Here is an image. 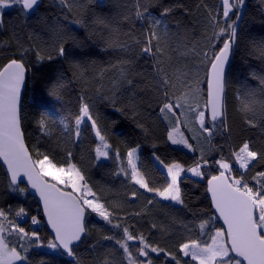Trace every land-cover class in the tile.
<instances>
[{"label":"trees","instance_id":"16d2710c","mask_svg":"<svg viewBox=\"0 0 264 264\" xmlns=\"http://www.w3.org/2000/svg\"><path fill=\"white\" fill-rule=\"evenodd\" d=\"M69 3L70 8L60 0H41L33 14L25 15L18 6H12L0 15L3 20L0 66L11 59H20L28 69L22 128L33 158L40 151L63 160L71 152L73 162L84 170L89 184L101 197L100 202L109 211L115 209L113 224L128 226L135 236L143 234L153 246L174 253L181 264H197L178 249L192 239L208 240L216 228L222 227L207 191L208 179L221 170L215 162L223 158L232 165L233 175H243L250 186L255 184L252 179L255 173L264 171V164L255 168L250 165L248 170L241 171L233 157L244 141H250L254 148H264V110L260 106L264 101V84L260 83L264 77V0H245L238 13L241 19L236 22L237 41L226 81V127H219L217 121L218 127L211 137L199 129L194 115L197 103L204 108L208 61L201 62L202 56L183 59L174 56L171 64L160 67L171 73L175 65H186L188 79L186 84L171 80L174 87L164 89L156 72L158 57L140 51L150 19L147 16L138 19L135 13L138 3L147 5L157 17L164 7H173L171 14L162 17L168 36L162 38L161 46L181 50L185 45L188 49L195 46L211 56L227 39V33L214 34L232 22L224 19L222 0H69ZM61 44L65 56L58 54ZM38 53L44 56L43 60H37ZM163 91H168L169 96L185 97V107L177 109V115L180 129L192 145L190 151L168 140L167 133L172 127L169 120L173 117L165 119L160 112ZM82 103L89 104L92 118L110 145L107 158L97 157L95 149L101 141L87 118L80 125L81 135L78 138L74 135ZM42 115L51 130L50 136L43 135L37 123ZM249 120L256 126H250ZM132 148H139L137 167L150 187L162 189L170 183L156 157L164 164L183 166L179 187L184 204L163 201L130 178L126 154ZM203 160L208 164H203ZM198 162L205 173L202 178L192 177L187 171ZM19 187L27 189L24 185ZM21 207L27 216L16 218L14 212ZM0 208L9 212V219L26 231H38L45 245L53 239L37 200L28 189L24 193L12 190L1 163ZM32 216L40 221L38 225L31 223ZM204 221L210 223L201 230ZM85 229L82 242L73 248L74 256L54 253L47 247H30V264H129L116 243L124 238L122 228H114L89 209ZM8 239L10 246L23 243L15 235ZM128 244L134 258L144 261L151 258L153 264H176L165 253H152L150 249L148 257L138 256L137 249L142 247L138 239Z\"/></svg>","mask_w":264,"mask_h":264},{"label":"snow or ice","instance_id":"6c2138e0","mask_svg":"<svg viewBox=\"0 0 264 264\" xmlns=\"http://www.w3.org/2000/svg\"><path fill=\"white\" fill-rule=\"evenodd\" d=\"M60 3L65 7H71L69 0H60ZM222 3L224 18L232 19V22L226 29L221 28L219 34H214L224 35L227 33V39L223 40L222 47L211 56L206 51H198L195 46L188 49L185 45L183 50L177 47L161 46L162 38L168 36L167 23L162 17L171 14L175 10L173 7H164L160 16L157 17L149 12L147 5L138 3L135 13L138 19L145 16L150 19L140 51L158 57L156 72L160 76V83L164 89L174 87L171 80L186 84L188 79L186 65L183 67L175 65V71L171 73L160 67L162 64H171L174 56L177 59H183L190 55L202 56L201 62L208 61L204 108L201 109L197 103L194 115L198 121L199 129L207 133L209 137L218 127L217 121H219V127H226L225 69L237 41L236 22L241 19L238 13L245 6V0H222ZM12 6H18L27 15L37 11L39 0H0V13ZM185 11L189 10L185 9ZM230 13L232 17L229 16ZM2 23V16H0V24ZM162 25L163 27H161ZM136 43H140V41L137 40ZM58 54L66 55L62 44L58 47ZM43 59L44 56L38 53L37 60ZM48 59L51 57L49 56ZM27 72L28 69L24 61L20 59H11L7 64L0 66V159L7 166L10 174V186L13 191L21 193L27 191V189L19 187V184L23 182L21 177H25L31 189L38 194L47 223L54 232V238L45 245L41 241L38 231H26L19 223H14L9 219V212L0 208V264H30L28 258L30 247H47L54 253L74 256L73 245L81 242V238L85 234L84 216L86 210L89 209L107 223L112 224L114 228H122L124 238L116 240V243L123 249L129 264H153L151 258L147 261L133 258L132 252L129 251L128 241L137 239L143 245L137 249L138 256L148 257L150 249L152 253H165L176 264H181L180 259L174 253L167 252L165 248L153 246L143 234L135 236L129 231L128 226H122L120 223L113 224L112 217L115 209L109 211L108 207L100 202L101 197L89 184L84 170L73 162L71 152H67L63 160H57L55 157L50 158L47 153L40 151H37L36 158H33L25 143V132L22 128L21 93L25 86ZM128 83L131 84L132 81L128 80ZM260 83L264 84V77L260 78ZM163 96L160 112L165 119H168L169 115L173 117L172 120H169L172 127L167 133L168 140L172 144H180L191 150L192 145L180 131V118L177 115V109L183 110L185 107V97L169 96L168 91H163ZM248 106L245 104V107ZM260 106L264 110V101L260 102ZM80 112L81 115L75 120V137L78 138L81 135L80 125L87 118L95 129V135L101 141V146H97L95 149L96 155L107 158L109 146L105 137L101 135L96 121L92 118L89 104L82 103ZM206 112L209 114L207 117ZM184 122L187 123V120ZM247 122L252 127L256 126L253 120ZM37 123L43 135H51V130L43 115ZM137 153L138 148H132L126 154L127 164L131 168L130 178L147 192L155 193L166 200L184 204L178 183L180 173L184 170L183 166L179 163L164 164L159 157H156L160 164L167 169L171 181L162 189L150 187L146 177L138 170ZM116 155L118 157L119 153ZM233 157L240 169L248 170L250 165L255 168L264 164V148H254L250 141H244L233 153ZM215 163L221 170L217 175H212L208 179L207 191L211 196L213 207L218 213V218L223 220L226 227L216 228L209 235L208 240L192 239L182 243L178 250L184 257H189L191 261H197L198 264H264V171L255 173L252 177L255 184L250 186L243 175L239 177L233 175L232 165L223 158ZM203 164H208V161L203 160ZM201 168L202 164L198 162L187 171L197 177H202L205 173L201 171ZM57 173L70 175H58ZM135 195L134 192L133 196ZM148 203H152V201L149 200ZM135 215L138 216L140 213H135ZM14 216L16 218L25 217L27 216L26 210L21 207L14 212ZM30 219L33 225L40 223L36 216H32ZM209 223L210 221L202 222L201 230L205 229ZM12 235L16 236L18 242L23 241V243L10 246L11 241L8 236ZM105 239H114V237H105Z\"/></svg>","mask_w":264,"mask_h":264},{"label":"water","instance_id":"95a60500","mask_svg":"<svg viewBox=\"0 0 264 264\" xmlns=\"http://www.w3.org/2000/svg\"><path fill=\"white\" fill-rule=\"evenodd\" d=\"M40 1H41V0H39V4H40ZM33 13H34V12H33ZM33 13H29V14H33ZM234 51H235V45L233 46L232 52H231L230 57H229L228 65L226 66V69H225V77H226V81H227V73H228V70H229V67H230V64H231L232 58H233ZM8 62H9V61H8ZM8 62H7V63H8ZM7 63H6V64H7ZM27 81H28V72L26 73L25 86H24V88L22 89V93H21V104H22L23 97H24V94H25ZM225 96H226V86H225ZM207 115H209V114L207 113ZM94 131H95V129H94ZM97 138H99V137H97ZM25 143H26V141H25ZM26 144H27V143H26ZM29 150H30V149H29ZM30 152H31V151H30ZM0 163H1V165L4 167V169L6 170V172H7V174H8V178H9V180H10V174L8 173V170H7V166H6V164L3 162L2 159H0ZM21 180H22L23 182L20 183L19 186H20V185H24V186H26L27 189L30 191L31 195L37 200L38 205H39V208L41 209L42 214H43V220H44V223H45L46 227L48 228L49 232L52 234V236H53V238H54V232H53V230L51 229L50 225L47 223V218H46V216H45L44 213H43V210H42V203H41V201H40V199H39L38 194L35 192V190H32V189H31V186L28 184L27 179H26L25 177H21ZM208 195H209V198H210V200H211V196H210L209 193H208ZM211 204H212V201H211ZM212 207H213V204H212ZM213 210H214L215 216H216L217 220L219 221V223L221 224V226H222V227H226V225H224V223H223V220H222L221 218H218V213L215 211L214 207H213ZM85 218H86V212H85V216H84V226H85ZM85 234H86V231H85ZM85 234L82 236V238H81V242H82L83 238L85 237ZM81 242L75 243V244L73 245V248L76 247V246H78Z\"/></svg>","mask_w":264,"mask_h":264},{"label":"rangeland","instance_id":"374dc122","mask_svg":"<svg viewBox=\"0 0 264 264\" xmlns=\"http://www.w3.org/2000/svg\"><path fill=\"white\" fill-rule=\"evenodd\" d=\"M100 2H103V0H99ZM9 8H11V7H9ZM6 9H8V8H6ZM6 9H4V10H6ZM3 10V11H4ZM0 15H1V13H0ZM231 15V13L229 14V16ZM224 19H226V18H224ZM180 131L182 132V130L180 129ZM183 133V132H182ZM184 135V134H183ZM184 137H185V135H184ZM186 138V137H185ZM172 143V142H171ZM108 144V143H107ZM174 146H176V147H179V148H182V149H184V150H187V151H190V149H188V148H186V147H184L183 145H180V144H173ZM99 146H101V143H100V145ZM108 148H107V151H109L110 150V145L108 144ZM137 156H138V158H139V148H138V153H137ZM101 158V157H100ZM104 158V157H103ZM136 163H137V165H138V159L136 160ZM238 165V164H237ZM238 168H239V166H238ZM163 169L165 170V172L167 173V169L163 166ZM240 169V168H239ZM241 171H244V169H240ZM58 175H70V174H68V173H57ZM168 174V173H167ZM182 174H183V171L180 173V176H179V179L181 178V176H182ZM188 174L190 175V176H192V177H195V178H202V177H197V176H195L193 173H191V172H188ZM169 176V179H170V181H171V177H170V175H168ZM178 183H179V180H178ZM160 199H162L163 201H168V202H172L173 204H175V205H181V204H179V203H177V202H175V201H172V200H166V199H164L163 197H159ZM98 216V215H97ZM99 217V216H98ZM100 218V217H99ZM142 247H143V245H141ZM48 249V248H47ZM49 251H52V250H50V249H48ZM53 252V251H52ZM134 258V257H133ZM197 262V261H196ZM197 264H198V262H197Z\"/></svg>","mask_w":264,"mask_h":264}]
</instances>
